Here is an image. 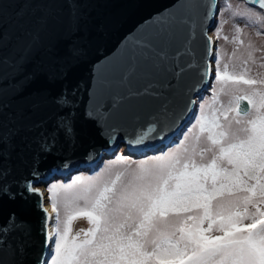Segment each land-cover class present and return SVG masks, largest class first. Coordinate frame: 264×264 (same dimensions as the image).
Here are the masks:
<instances>
[{
    "label": "water",
    "instance_id": "obj_1",
    "mask_svg": "<svg viewBox=\"0 0 264 264\" xmlns=\"http://www.w3.org/2000/svg\"><path fill=\"white\" fill-rule=\"evenodd\" d=\"M219 10L220 0H2L4 125L13 116H24L28 122L43 120L42 132L48 133L46 144L38 145L36 132L21 133L24 139L7 143L4 155L10 159L5 163L13 176H27L33 155L40 160L42 149L48 154L32 178L33 187L94 172L119 152L141 159L146 152L151 156L165 145H176L195 121L198 107L193 104L198 106L212 87L215 46L207 38L217 26ZM20 24L36 34L34 43L17 40ZM157 37L166 40L161 43ZM149 40L168 52L166 70L147 59ZM67 90L75 97L67 106L70 112L56 101ZM112 106L124 114L114 122L112 146L99 138L73 141L57 129L61 121L82 125L85 110L95 108L101 118L107 117ZM141 136L154 143L144 149L125 143ZM43 209V196L32 192L0 205V223L13 210L22 221L3 237V264H38L47 215Z\"/></svg>",
    "mask_w": 264,
    "mask_h": 264
},
{
    "label": "snow or ice",
    "instance_id": "obj_2",
    "mask_svg": "<svg viewBox=\"0 0 264 264\" xmlns=\"http://www.w3.org/2000/svg\"><path fill=\"white\" fill-rule=\"evenodd\" d=\"M251 4L258 6L257 11L243 15H254L264 21V0H251ZM18 27V41L35 42L36 34L29 32L25 24ZM237 30L240 31L239 28ZM157 39L164 43L166 37ZM3 40L4 33L0 32V43ZM207 41L209 45L212 44L210 37ZM144 51L154 67L166 70L168 52L163 46L154 45L149 40ZM207 71L211 72V65ZM213 79L217 82L223 79L233 84L258 83L255 79H245L243 74L222 76L218 63ZM259 83L264 84V81ZM67 92L65 95L62 91L56 101L58 107L67 108L70 112L71 109L67 106L75 97L71 94L72 90ZM221 92L229 96V101L227 106L221 105L220 111L234 112V120H227L225 116L227 123L221 125L217 117H205L201 108L198 118L194 116L195 123L192 125L199 126L201 133L207 129V139L216 146L217 154L209 164L198 166L188 157L173 155L175 147L165 145L157 149V154H153V159L159 163L150 165L147 158L143 159L126 182L121 179L125 173H117L114 179L106 180L102 178L103 173L88 177L93 183L84 187L77 198L89 201L88 210L80 211L79 214L87 216L94 227L83 240L69 238V228L65 227L61 231L58 227V216L57 227L54 231H49L47 223L51 217L46 215L41 228L44 236L43 252L38 264H177L178 258L180 264H183L184 257H187L188 264H264V211L256 208L253 213L245 215L244 219L250 220V223L243 226L240 213H234L231 204L221 203L220 211L215 214L209 211V201L215 194L231 187L253 195L259 191L260 199L264 201V90L254 88L250 92H243L238 88L226 90L222 87ZM3 107L6 109V106ZM193 107L199 106L193 104ZM108 111L109 115L101 118L95 108L92 111L85 110L82 125L77 126L75 121L71 124L61 121L57 129L70 136L73 141L91 142L99 138L112 146L114 122L122 119L124 114L115 106ZM61 115L66 113L62 111ZM12 121L6 128L4 114L0 112V205L4 201L23 200L26 192L43 196V193L32 186V178L38 175V165L48 154L47 151L41 150L40 160L33 155L27 176L15 177L12 169L5 163L10 157L4 155V150L9 141L15 144L16 138L24 139L21 133L27 132H36L38 145L46 144L48 133L42 132L44 121L28 122L24 116H13ZM216 129L222 130L215 131ZM183 139H187V136L184 135ZM125 143L130 147L144 149L154 141L151 138L145 140L141 136L126 140ZM147 156L146 152L145 157ZM81 179L77 176L73 183L61 187L67 192ZM249 181L255 183L249 184ZM56 188L57 185H52L48 191L53 193ZM65 199L67 201L68 197ZM251 201L252 197H244L245 203ZM51 202L55 211V199ZM192 203L201 204L204 218L217 224L221 235H206L208 229L198 226L188 228L187 220L179 217L170 222L173 231L161 230L158 225L163 214L176 209H187ZM43 211L47 213L46 208ZM73 218L70 215L68 223ZM20 223L22 221L17 212L10 211L7 220L0 223V248L7 247V241L3 237L12 234ZM0 264H3L2 260Z\"/></svg>",
    "mask_w": 264,
    "mask_h": 264
},
{
    "label": "rangeland",
    "instance_id": "obj_3",
    "mask_svg": "<svg viewBox=\"0 0 264 264\" xmlns=\"http://www.w3.org/2000/svg\"><path fill=\"white\" fill-rule=\"evenodd\" d=\"M258 7L252 6L243 0H220V10L217 26L212 32L215 38L214 42V58L212 67L217 68V63L221 70L222 76L224 74H243L245 79H255L258 81L256 85L246 84H233L231 81L225 82L223 79L217 82L213 79L210 93H207L198 102L197 118L202 108L205 117L211 118L215 116L221 125L227 123V120H234L235 113L220 111L221 105L227 106L229 96L224 92H221V88H238L243 92H250L252 89L264 90V84L259 83L264 81V21H260L257 16L243 14L248 12H256ZM239 13V16L237 15ZM243 17V18H241ZM240 29V31L237 30ZM259 33V34H258ZM227 37V39H225ZM243 43H240V41ZM251 54V55H250ZM225 66H227L225 68ZM195 121L184 132L187 139H180L179 142L174 145L176 152L173 155H179L181 157H188L195 163L200 165L209 164L214 155L217 154L216 146L207 139L209 133L207 129L203 133L200 132L199 126L192 127ZM236 125L233 123V128ZM222 130V129H220ZM171 151V149H169ZM148 159L149 164L159 163L153 159V155L145 157ZM145 158L134 159L119 152L114 158L106 159L102 165L94 172H81L73 175L70 181L57 180L49 184L47 187L34 186L41 193L43 197L51 204L52 199L56 201V210L54 220L51 224V231L57 227L56 219L59 217V225L61 231L65 227L69 228V238L77 237L78 240H83L87 237L89 230L94 225L90 223L89 219L85 215H80V211H86L89 208V201L85 199L77 198L81 190L93 181L88 180V177L96 176L103 173V179H114L117 173H125L122 176V181L126 182L131 178L130 173L137 169L141 161ZM230 166V165H229ZM80 176L82 179L75 183L73 189L65 190L61 187L65 184L73 183L76 177ZM209 184L211 181L209 180ZM52 185H57V188L53 190V193L48 191ZM68 197L66 201L65 197ZM252 197V201L249 203L244 202V197ZM223 203L225 205H233L232 211L234 213H240L241 226L250 223V220L244 219L245 215L251 214L256 208L264 211V201H261L260 194L251 192L239 191L235 193L225 194L224 196L216 198L212 203L211 214H215L220 211L219 205ZM74 218L68 223V217ZM179 217L181 220H187L186 227L192 228L198 226L199 228L208 229L206 235H221L218 231L217 224L204 218V209L202 207L195 208L186 212L165 213L160 217L159 227L162 231H173L170 227V222ZM188 217H194L195 219L189 220ZM219 218H217L218 222ZM49 224V223H48ZM50 231V228H48ZM179 233H177V236ZM50 264V262H49ZM177 264H180L179 258ZM183 264H188L187 257L183 258Z\"/></svg>",
    "mask_w": 264,
    "mask_h": 264
},
{
    "label": "trees",
    "instance_id": "obj_4",
    "mask_svg": "<svg viewBox=\"0 0 264 264\" xmlns=\"http://www.w3.org/2000/svg\"><path fill=\"white\" fill-rule=\"evenodd\" d=\"M215 131H220V129H216ZM228 167H231V166H228ZM253 183H255V181H249V184H253ZM239 191H242V190L240 188H237V187H231V188L224 189V190H222L220 192H217L215 194L214 198L209 201V211H210V213H211L212 203H213V201L216 198L224 196L225 194L235 193V192H239ZM256 193L260 194L259 191H257ZM199 207H201L200 203H192L187 209H176V210H172V211H170L168 213L186 212V211H189V210H192V209H195V208H199Z\"/></svg>",
    "mask_w": 264,
    "mask_h": 264
},
{
    "label": "bare ground",
    "instance_id": "obj_5",
    "mask_svg": "<svg viewBox=\"0 0 264 264\" xmlns=\"http://www.w3.org/2000/svg\"><path fill=\"white\" fill-rule=\"evenodd\" d=\"M211 40H212V42L214 44L215 38L213 37V35H211ZM43 199H44V209L45 208L47 209V215H50V217H51V219L48 221L49 224L47 226V228H50V231H51L52 230L51 224H52V222L54 220L55 211L53 210V207L51 206V204L44 197H43Z\"/></svg>",
    "mask_w": 264,
    "mask_h": 264
}]
</instances>
